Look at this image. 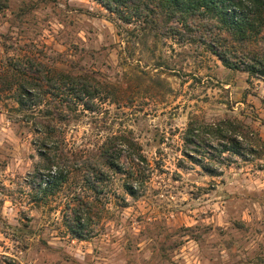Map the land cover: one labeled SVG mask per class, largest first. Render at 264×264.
I'll return each mask as SVG.
<instances>
[{
    "label": "rangeland",
    "instance_id": "374dc122",
    "mask_svg": "<svg viewBox=\"0 0 264 264\" xmlns=\"http://www.w3.org/2000/svg\"><path fill=\"white\" fill-rule=\"evenodd\" d=\"M148 17L125 23L94 0H0V66L33 55L103 83L97 110L58 125L71 148L96 150L122 134L147 159L134 196L123 176L107 173L77 238L62 214L80 176L49 203L31 202L40 158L11 93L0 90V264H264V80L209 52L206 20L171 36L160 11ZM222 119L250 126L253 151L224 153L229 164L213 176L183 157L182 137L191 121ZM206 151L197 157L204 164Z\"/></svg>",
    "mask_w": 264,
    "mask_h": 264
},
{
    "label": "trees",
    "instance_id": "16d2710c",
    "mask_svg": "<svg viewBox=\"0 0 264 264\" xmlns=\"http://www.w3.org/2000/svg\"><path fill=\"white\" fill-rule=\"evenodd\" d=\"M94 1L125 23L146 20L160 11L166 17L167 34L171 36L179 34L180 28L191 30L195 20H206L202 28L210 34L207 48L225 67L252 76L264 68V0ZM0 90L11 93L10 98L21 115L20 122L29 127L40 158L30 176L31 202L39 206L49 203L73 177L80 176L81 185L69 189L62 214L70 234L77 238L86 234L84 230L100 202L98 196L103 193L108 172L123 176L127 181L125 190L135 195L132 180H141L147 159L134 139L115 134L108 136L96 150L71 148L58 126L79 109H98L106 98L101 81L54 70L33 55H24L8 57L0 66ZM248 132H252L250 126L237 119L191 121L182 137L183 157L200 162L210 175H217L220 166L230 161L224 153L242 157L245 151L252 153ZM206 148L212 152L204 164L197 157L206 156Z\"/></svg>",
    "mask_w": 264,
    "mask_h": 264
},
{
    "label": "water",
    "instance_id": "95a60500",
    "mask_svg": "<svg viewBox=\"0 0 264 264\" xmlns=\"http://www.w3.org/2000/svg\"><path fill=\"white\" fill-rule=\"evenodd\" d=\"M257 75L264 78V68H261L257 71Z\"/></svg>",
    "mask_w": 264,
    "mask_h": 264
}]
</instances>
